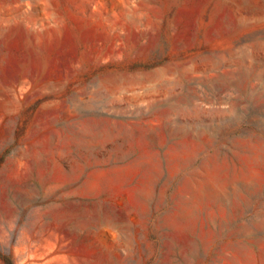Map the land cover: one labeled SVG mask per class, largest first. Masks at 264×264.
Returning <instances> with one entry per match:
<instances>
[{
  "label": "rangeland",
  "instance_id": "obj_1",
  "mask_svg": "<svg viewBox=\"0 0 264 264\" xmlns=\"http://www.w3.org/2000/svg\"><path fill=\"white\" fill-rule=\"evenodd\" d=\"M264 264V0H0V264Z\"/></svg>",
  "mask_w": 264,
  "mask_h": 264
},
{
  "label": "trees",
  "instance_id": "obj_2",
  "mask_svg": "<svg viewBox=\"0 0 264 264\" xmlns=\"http://www.w3.org/2000/svg\"><path fill=\"white\" fill-rule=\"evenodd\" d=\"M4 261H5L7 264H11V262L8 261L7 258H4Z\"/></svg>",
  "mask_w": 264,
  "mask_h": 264
}]
</instances>
